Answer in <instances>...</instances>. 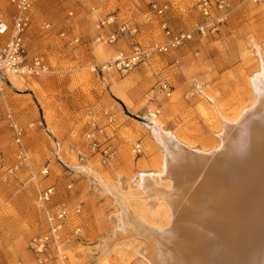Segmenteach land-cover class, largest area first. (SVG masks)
<instances>
[{
  "label": "rangeland",
  "instance_id": "obj_1",
  "mask_svg": "<svg viewBox=\"0 0 264 264\" xmlns=\"http://www.w3.org/2000/svg\"><path fill=\"white\" fill-rule=\"evenodd\" d=\"M150 1L34 0L25 52L28 58H44L50 73L27 80L26 86H33L27 91L6 84V99L0 106V155L6 166L12 163L14 147L6 120L10 112L25 131L23 143L32 172L47 169L48 174L33 184L26 169L12 175L0 171V264H147L134 252L143 240L128 237L114 239L106 257L98 260L99 244L112 237V217L119 207L91 175L73 167L88 165L124 197L129 223L137 218L165 227L169 219L165 204L156 198L143 199L134 186L140 173L160 171L163 155L141 125L142 119L151 112L187 146L208 151L219 144L220 117L232 119L251 104L249 80L258 70L253 44L264 57V5L247 0H234L219 36L194 38L124 76L91 71L117 53L130 51L127 38L113 46L95 43L101 32L98 22L110 14L137 28L139 44L164 42L157 20L148 15ZM158 1L169 4L166 18L175 32L190 31L202 19L194 8L196 0ZM0 11L5 18L12 14L8 0H0ZM44 25H49L47 31ZM164 84L169 96L160 92ZM92 122L102 130L95 134L101 145L95 151L85 140ZM136 145L140 155L133 151ZM105 146L114 151L109 160L103 155ZM155 184L169 186L156 179ZM48 187L54 189L50 207L64 206L71 216L60 234L61 256L48 250L40 263L30 244L46 231L37 189Z\"/></svg>",
  "mask_w": 264,
  "mask_h": 264
},
{
  "label": "bare ground",
  "instance_id": "obj_2",
  "mask_svg": "<svg viewBox=\"0 0 264 264\" xmlns=\"http://www.w3.org/2000/svg\"><path fill=\"white\" fill-rule=\"evenodd\" d=\"M253 49L258 70L249 80L252 102L232 119L220 117L218 146L190 148L151 112L141 121L163 155L160 171L140 173L134 186L143 199L165 204V227L137 218L129 223L125 198L88 165L73 167L91 175L119 207L112 237L99 244V261L114 239L128 237L143 240L134 252L147 264H264V57L258 45ZM11 82L17 90L30 88L26 81ZM155 179L169 186L158 187Z\"/></svg>",
  "mask_w": 264,
  "mask_h": 264
},
{
  "label": "built area",
  "instance_id": "obj_3",
  "mask_svg": "<svg viewBox=\"0 0 264 264\" xmlns=\"http://www.w3.org/2000/svg\"><path fill=\"white\" fill-rule=\"evenodd\" d=\"M247 1L255 6L264 5V0ZM33 2L34 0H8L12 14L7 18L0 11V106L6 99V84L11 85L12 80H37L50 73V66L44 58H28L25 52L24 40L32 23ZM194 8L202 18L201 21L195 23L190 31L175 32L171 29L166 18L170 11L169 4L151 0L148 3V15L157 20V26L164 42L161 44L153 43L149 46H143L135 40L138 30L133 24L120 21L117 15H108L98 22L101 32L96 35L95 43L113 46L123 38H127L131 42L130 51L128 54L117 53L116 56L99 66H92L91 71L101 76L108 74L124 76L138 66L146 64L154 56L165 55L184 47L194 38L208 40L219 36L222 29L228 24L230 14L234 9V0H196ZM48 28L49 25L43 26L45 31ZM77 42V39L72 40V43L76 44ZM160 92L166 96L170 95L165 84L160 87ZM6 120L12 135L14 155L9 166L5 165L4 159L0 155V171L5 175H12L19 169H26L29 171V181L35 184L38 177L45 178L48 171L44 169L37 173L32 172L23 143L25 131L15 122L10 112H7ZM91 128L92 130L86 134L85 140L88 142L90 150L95 151L101 146L95 134H102V130L98 129L94 122L91 123ZM133 151L135 155L141 154L139 145H136ZM103 155L106 160H109L114 156V151L110 146H105ZM37 191V201L44 215L46 231L33 239L30 249L42 263V258L48 250H52L57 256H61L60 234L71 214L64 206L57 207L55 210L50 207L54 196L52 187L37 189ZM77 213L78 211H76Z\"/></svg>",
  "mask_w": 264,
  "mask_h": 264
}]
</instances>
